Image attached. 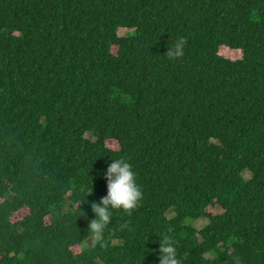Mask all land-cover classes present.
Wrapping results in <instances>:
<instances>
[{
  "label": "trees",
  "instance_id": "1",
  "mask_svg": "<svg viewBox=\"0 0 264 264\" xmlns=\"http://www.w3.org/2000/svg\"><path fill=\"white\" fill-rule=\"evenodd\" d=\"M117 158L143 199L82 247ZM163 236L264 264V0H0V264H160Z\"/></svg>",
  "mask_w": 264,
  "mask_h": 264
},
{
  "label": "clouds",
  "instance_id": "2",
  "mask_svg": "<svg viewBox=\"0 0 264 264\" xmlns=\"http://www.w3.org/2000/svg\"><path fill=\"white\" fill-rule=\"evenodd\" d=\"M182 44L180 40L174 50H168L169 57L182 55ZM107 181V194L99 202L92 204L94 218L88 224V231L93 239L101 242L106 226L110 222L111 210L122 209L130 212L138 207L143 199V192L137 182V174L132 165L124 158L113 159L104 171ZM160 243L161 260L160 264H177L174 242L163 236Z\"/></svg>",
  "mask_w": 264,
  "mask_h": 264
},
{
  "label": "rangeland",
  "instance_id": "3",
  "mask_svg": "<svg viewBox=\"0 0 264 264\" xmlns=\"http://www.w3.org/2000/svg\"><path fill=\"white\" fill-rule=\"evenodd\" d=\"M130 31V29L126 28V27H121L119 28L118 30V33L120 35H126V33ZM115 50V49H114ZM117 51H115L116 53ZM228 56V55H227ZM230 57H233V58H240L241 57V54L239 52H235L234 55H230ZM89 135V134H88ZM93 137V136H91ZM107 145L112 147V148H117V143L113 140H108L107 141ZM243 175L245 176V178H250L251 177V172L249 170H245L243 172ZM27 213V210H22L20 211L19 213L17 212L12 218L13 220H18V219H21L25 214ZM172 216L171 213H169V217ZM49 221V219H48ZM208 222V219L206 218H198V219H191V218H187L186 219V223L191 225V226H194L195 228L197 229H200L202 228L203 226H205ZM94 241L93 239V236H91L89 239H87L86 241L82 242L81 246L82 247H86L90 244H92ZM208 256H210L209 254H207Z\"/></svg>",
  "mask_w": 264,
  "mask_h": 264
}]
</instances>
